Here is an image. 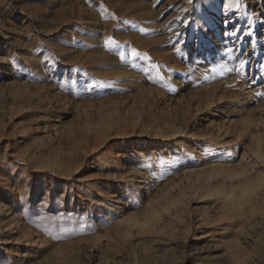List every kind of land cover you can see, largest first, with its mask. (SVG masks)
<instances>
[{"label": "rangeland", "instance_id": "rangeland-1", "mask_svg": "<svg viewBox=\"0 0 264 264\" xmlns=\"http://www.w3.org/2000/svg\"><path fill=\"white\" fill-rule=\"evenodd\" d=\"M261 93L264 0H0V264H264Z\"/></svg>", "mask_w": 264, "mask_h": 264}, {"label": "snow or ice", "instance_id": "snow-or-ice-1", "mask_svg": "<svg viewBox=\"0 0 264 264\" xmlns=\"http://www.w3.org/2000/svg\"><path fill=\"white\" fill-rule=\"evenodd\" d=\"M225 6H227V5H225ZM113 19H116V17L113 15V17H112ZM225 23H227V20L225 21ZM118 28L120 27L119 25L117 26ZM105 43L106 44H115V43H117L112 37H106V39H105ZM131 54H132V56H139V55H143L144 57H146V54H138L137 53V50L135 49V48H133V49H131ZM124 52L123 51H121L120 52V57H121V59H123L124 58ZM245 60H243V59H241L240 60V62H239V65H238V67H237V70H239L240 68H243V66L245 65ZM213 71H215V69H213ZM261 95H264V93H261Z\"/></svg>", "mask_w": 264, "mask_h": 264}, {"label": "bare ground", "instance_id": "bare-ground-1", "mask_svg": "<svg viewBox=\"0 0 264 264\" xmlns=\"http://www.w3.org/2000/svg\"><path fill=\"white\" fill-rule=\"evenodd\" d=\"M89 87V84L83 85L82 91L86 90ZM218 135V134H217ZM217 139V138H216ZM142 154V153H141ZM144 154V153H143ZM146 155V154H145ZM227 196V195H226ZM122 211V210H121Z\"/></svg>", "mask_w": 264, "mask_h": 264}]
</instances>
